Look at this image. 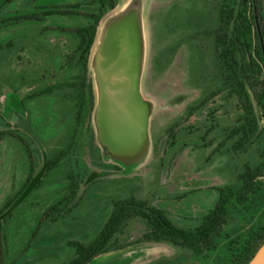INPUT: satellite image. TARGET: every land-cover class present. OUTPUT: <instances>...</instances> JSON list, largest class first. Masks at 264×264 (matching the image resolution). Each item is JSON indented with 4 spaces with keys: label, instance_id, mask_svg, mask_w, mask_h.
<instances>
[{
    "label": "rangeland",
    "instance_id": "rangeland-1",
    "mask_svg": "<svg viewBox=\"0 0 264 264\" xmlns=\"http://www.w3.org/2000/svg\"><path fill=\"white\" fill-rule=\"evenodd\" d=\"M83 1L0 0V212L9 199L19 197L1 217L0 264L70 263L76 257L70 242L96 240L114 203L130 196L168 211L182 228L196 227L215 207L219 189L234 183L245 165L258 161L255 150L234 156L229 144L220 147L226 129L236 124L235 104H222L219 97L192 116L188 111L221 87L214 67L220 0H119L101 21L91 53L95 105L82 120L86 125H78V109L64 90L40 96L68 81L65 58L77 44L72 31L85 21L65 14L16 19L49 9L69 10ZM130 13L142 40L140 92L150 117L143 150L123 159L113 156L120 153L111 152L100 136L94 59L110 27ZM33 94L38 96L31 99ZM62 153L67 155L50 170V161ZM74 181L80 187L75 198ZM261 194L231 212L233 222L217 238L215 254L135 243L147 230L136 218L117 240L129 246L88 264H226L222 242L247 229L251 217L264 215V188ZM53 207L56 217L47 215Z\"/></svg>",
    "mask_w": 264,
    "mask_h": 264
},
{
    "label": "trees",
    "instance_id": "trees-1",
    "mask_svg": "<svg viewBox=\"0 0 264 264\" xmlns=\"http://www.w3.org/2000/svg\"><path fill=\"white\" fill-rule=\"evenodd\" d=\"M118 4L119 0H84L80 4L70 6L69 10L49 9L51 11L16 19L17 21H34L40 20L41 16L65 14L68 17H82L85 21L83 25L72 31L77 44L73 53L65 58L66 73L69 74L68 81L62 86H53L40 93V96H51L57 90H64L65 96L78 109L76 119L81 126L83 123L86 125V122L82 120L85 117L87 119L89 111L95 105V89L93 82L90 81L89 66L98 28L103 18L115 10ZM214 31V67L216 77L221 81V87L201 99L195 106L189 107V114L192 116L194 112L219 97L222 104L224 101L226 104H235L238 111L236 124L226 129L227 136L220 147H224L226 143L229 144V151L234 156H242L255 150L258 161L253 165H245L238 172L234 183L219 189L220 195L215 207L193 228L180 227L170 218L168 211L136 196L116 201L109 221L96 240L90 244L70 242V245L76 249V257L68 264H88L103 254L121 250L125 245L129 246L130 244L121 245L117 240L127 224L136 218L144 221L147 230L142 239L135 243L171 244L183 249H192L197 255L215 254L219 247L217 238L233 222L231 212L237 205L242 206L248 203L251 196L262 198L261 191L264 188V0H220ZM37 96L33 94L31 99ZM66 155L62 153L50 161L48 165L50 170L56 168ZM31 176H33V166L26 183L31 180ZM74 182L71 188L73 198L77 196L80 188L78 183ZM33 189L31 184L30 190ZM21 195L22 193H19V196ZM17 200L19 197L16 195L9 199L0 212V262L4 255L1 217L10 213L7 210L13 204L15 205ZM55 210L56 207H53L47 215L58 216ZM247 223V229L238 232L233 238L227 235L226 241L222 242L227 251L226 264H249L264 244V215L251 217Z\"/></svg>",
    "mask_w": 264,
    "mask_h": 264
},
{
    "label": "water",
    "instance_id": "water-1",
    "mask_svg": "<svg viewBox=\"0 0 264 264\" xmlns=\"http://www.w3.org/2000/svg\"><path fill=\"white\" fill-rule=\"evenodd\" d=\"M132 13L114 23L94 63L100 101L97 125L115 157H136L144 148L150 109L140 92L142 40ZM249 264H264V244Z\"/></svg>",
    "mask_w": 264,
    "mask_h": 264
},
{
    "label": "crops",
    "instance_id": "crops-1",
    "mask_svg": "<svg viewBox=\"0 0 264 264\" xmlns=\"http://www.w3.org/2000/svg\"><path fill=\"white\" fill-rule=\"evenodd\" d=\"M97 36H98V34H97ZM96 41H97V39H96ZM95 44H97V43L95 42ZM95 46H96V45H94V48H95ZM101 46H102V42H101L100 47H101ZM94 48H93V49H94ZM92 51H93V50H92ZM91 55H92V54H91ZM90 57H91V56H90ZM90 62H91V58H90ZM89 67H90V66H89ZM111 253H112V252H110V254H111ZM107 255H109V253H107Z\"/></svg>",
    "mask_w": 264,
    "mask_h": 264
}]
</instances>
